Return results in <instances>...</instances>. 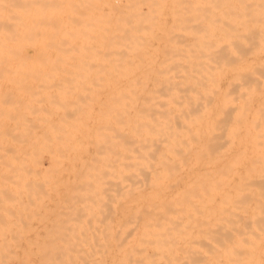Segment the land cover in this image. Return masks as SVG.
<instances>
[{
	"label": "rangeland",
	"instance_id": "rangeland-1",
	"mask_svg": "<svg viewBox=\"0 0 264 264\" xmlns=\"http://www.w3.org/2000/svg\"><path fill=\"white\" fill-rule=\"evenodd\" d=\"M3 1H5V0H3ZM6 1H11V0H6ZM20 1H24V0H20ZM28 1H30V0H28ZM44 1L46 2L45 4L39 3L40 7L41 6H43V7H45V6L51 7L52 6L53 7L55 5V3H57V4L59 3V0H58V2H57V0H53V1L48 0V2L46 0H44ZM50 1L54 5L51 4ZM54 1H56V2H54ZM73 1H75V0H73ZM73 1L71 0V3L69 4L67 2V0H63V3L61 0L60 4H63L64 6H66V8L67 7L78 8L79 5H81L79 7L80 9L81 8L83 9V7H84V4L81 3L82 1L87 2L89 5L91 3L90 8H92V6L95 4V6H93V7H95V9H98V7L103 6L102 3L105 6V7L103 6V9H107L106 6H108V5L106 3L108 1H109L108 2L109 6L113 5V2H116V1H117L116 3L118 4V0H114V1L112 0L113 2H111V0H105L106 1L105 3H104V0H94V2L99 1L100 3L98 2V4H100V5L94 3L93 0H90V1H92L94 4L92 2H90L89 0H76L77 3H79L78 5H77V3H74ZM261 2H263V1H261ZM0 3H3V2L0 0ZM47 3H50L49 6H47L48 5ZM65 4H69L70 6H67ZM32 5L33 4H29L28 6H32ZM63 5H60V7H58V8L64 7ZM0 6H14V5H12V4H10V5L0 4ZM25 6H27V5H25ZM34 6L36 7L35 4H34ZM114 6H116V5H114ZM86 7L88 8V5ZM164 17L165 18L168 17V20H170V17L168 15H165ZM169 24H171V22H169ZM256 24H259V23L257 21L255 23L252 21H249L247 23V25L238 24L237 27L240 29L239 31L243 36H241L239 38V40H238L239 43L237 42L236 44H232L228 49L224 48L226 46V43L219 44V47L221 46V47H223L221 49L225 50L223 60L217 63V64H219L218 65V73L219 74L217 75L218 85H216L215 82L213 84L214 87H216V88L218 87L219 91L217 92V91L209 90V93H208L207 98H206V99L210 100L209 109L206 110L204 108L205 98H203L201 101L202 104L196 105L194 107L193 106L190 107L189 111L187 113H185L184 119L186 122L185 124L187 126L182 127L180 125V123L178 122L180 120V118L176 117V121L178 122L177 127L179 128V131H181L182 129H185V131H187V130L191 131V133L189 135H187L185 138H183V142L178 145L179 149L183 148V151H185V153H187L189 155V157L187 159V162H189V163H186L184 165L185 169H188L190 166H192L193 161L195 160L196 154L203 149V147L206 145V143L215 139V141H218V143L220 145H222L219 148V150L223 151V154H225V153L227 154L226 155L227 157L226 156L221 157L222 160L220 162H222V163L220 164V166L223 165L224 169H226L227 171L228 170L230 171L229 176L233 175V174H235V175L229 177V179L231 178V182L229 179H228V181L224 180V182L220 181L221 184L219 183V181L218 182L216 181L213 183H209V184H211V186L209 185V187H208V185H207V187H208V189L209 188L211 189L210 190L211 192H214L213 189L217 190L219 188L218 189L219 191H220V189H222L224 191L226 188L227 190H231L230 191L231 193L227 190L224 191L225 192L224 193V192H221L222 191L221 190L220 191L221 193L218 192L220 195L217 193V200L216 199L213 200V199H211L213 196L209 198V196H210L209 193H211V192L208 189H205L206 192H204L202 194L203 198L197 197V196H199V197L202 196L200 194L197 195V192L202 193L204 191V188H206V183L205 184L203 183L205 187L203 185H200V186L204 187L202 189V187H198V185H195L196 187L191 185V182L189 180H188L189 183H188V181L186 183L182 182L183 188H185V186L190 184L189 187L187 186L189 188L188 190H187V188L186 189H182V187L180 188L183 190V192H182V190H180L178 192L176 189V188L180 187V185L182 186L181 182H178L177 184L176 183L170 184L171 186L174 184L173 188L171 187L172 190H170L171 188H168L169 187L168 184L165 185V187L163 186L164 190L168 188L167 191L169 193H167V191L165 190L166 191L165 194L167 193L168 198H170V199L174 198L173 200H176L175 198H177L176 203H175V201L173 202V200H171V202H169V203H172V202L174 203V204L170 205V208L172 206L175 207L176 205H178V203H179V205L182 204L181 207L188 205L187 207L185 206L184 209L185 208H187V209L192 208L193 206H195V205H193L194 203L197 204L196 200L194 201V198L195 199L198 198L199 200H197V201L199 202L201 200V203H198L197 205H200V204L202 205L203 203H205V205L203 204L205 208H203V206H200L202 208V210L204 209V211H200L199 209H201V208L199 206H198L199 208H197V206H195V208H197L196 210H198L197 212L195 210L196 216H197V213L199 214V211L201 213H203V214H199V215L203 216L207 207H208L206 210L207 212L209 211V213H210V210H212L215 213L216 209H219V208H216L215 206L218 204L220 205V204L224 203L223 204L224 206L221 205L223 207V208L221 207L223 212L221 210V211H218L217 214L219 213L218 214V216H219L220 212H221V213H223L221 215L222 216L225 215L224 217H226L228 215V214L226 215V213H229V215L227 216L228 218L226 217L227 218L226 219V218H223L222 216H221V218H219L217 216L214 217V214H213V217H212L214 219L213 226L218 223L217 226H214V227L211 225V223H209V221L212 222L213 219L210 218V220H207L209 225H211V227H209V228L211 230L214 229V231H215L214 233L212 232L213 234H211V235H208V233H207V238H209V239L212 238L211 240L213 242L215 241L214 244L210 245L212 243L211 240H209V243L211 242L209 244L208 241L204 240L205 237H203V239H201L203 236L202 234H204V236H205L206 235L205 233L208 232V230L210 231L209 234L211 233V230L209 228L206 227V229H208L206 231V229H202V227H201L203 225L208 226V224L206 222V215L203 216L205 218V220H203L204 219L203 217L201 218L200 216H198L201 218V220H200V218H198V217H197L198 219L194 218V216H195L193 214L194 212L192 213V211H190L194 207L192 209H189L190 213H192L194 216L191 215L189 213V211H187V209H185L187 211V213H186L187 216L191 215L190 216L191 219L193 216V219L195 221L197 219L198 221H196V223H197L196 224L193 219H192V221L189 219L190 222H188V226H187V223H186L187 221H185V218H186V220H188V217L185 214H182V215L179 214V217H178L179 223H183L185 221V223H186L185 230H188L187 227H189V231L188 232L186 231L187 232L186 233L184 230L185 234H183L182 232L184 229V225H182L183 226L182 227L183 229H182L181 225L179 224L180 225L179 228L182 229V232L180 230V233H182L184 236H187V234L190 233V235H192L191 237H193L194 234L195 235L197 234L196 236H198V233H199L200 236H198V237L194 236V237H196V240L194 238L191 239L188 235V238H189L188 240H190V239L193 240V243L195 245H193L191 240L189 241L190 243L186 242V241H188V240H186V237H183L182 239L181 238L178 239L177 238L178 236H176L177 239L176 238L174 239V236H173V238H171L172 240L170 241L171 243H173V245L170 244V247L173 246V247H171V250L173 248H175L174 247L175 242H176V240H179L180 242L178 241V244H180V245L178 246L176 244V246H178L180 248V249H178V247H177L178 251H176L175 249H173L172 251L171 250L170 251H163V250L145 251L147 253H157V254L150 255V256H142V257L136 256L135 258L134 257L125 258V257H121L119 255L116 256V254H119V253L121 255V252H120L121 248H122L121 246H123L122 244H123V241L125 240L124 237L126 236V234L128 232H130V229L133 230V229L139 227L141 217L139 218L138 216L141 215L143 217V216L147 215L146 214L147 211H145V213H144V210L147 208L146 207L143 208L144 207L143 202L145 200L142 199V201H141V199L139 200V199L133 197V196L137 197L139 195V193H138L139 190H136V189L138 188L139 185L141 186V183H145L144 181L147 182V180H145L146 178L144 176H142V179L144 177L143 182H142L141 178H140V180H136L137 183H135L136 181H134V183H135L134 185H137V186H136V188L130 187V190L132 188L133 189L135 188V189L134 190L132 189V191L128 192V193L126 192V190H123V187L120 186L121 180H119V178L122 179V177L119 175L118 171H120V170H118V168H120V167H117V166H119V165H117V163H118V158H121V157H118V155L119 156H121V155L117 154V156H116V153H119V151L122 150V146H123L122 144H123V141L125 138V134H124L125 131L123 132V129H125L126 126L124 124H123L124 128L121 126L122 125L121 123H124L123 118H119L121 115L119 114V111L115 110V109L119 108L117 103H118L119 99L121 98V97L117 96V94L120 92H118V93L116 92L117 90L121 91V87H122L121 85H123V83H122L123 80H121V81L119 80L120 83L117 80V78L120 79L121 75H118L120 77H118L117 75H113L115 73L117 74V72H112L113 74L111 75V73H109L110 72L109 70L108 71L105 70L104 73H106L107 76L105 74V75H102L103 77H101V75H100V74H102V72H100L101 70H92V71H95L93 73H91L92 71H90V70H89L90 73H87L88 70H85L84 71L85 73L81 70L82 71V73H81V71H79L77 69L80 73H75V72H77V70H75V69L72 70L73 68L67 69L69 71L72 70L73 73H71V71H70V73H67V72L65 73V72H62L64 70H62V71L59 70L58 71L59 74H57L56 73L57 70L53 69L56 74L54 72H52L53 74H50L51 70H48L50 68H48V69L47 68L46 69L40 68L43 70L45 69L47 72H50V73L48 74L46 71L44 72V71L38 70V69L37 70L35 69L36 70L35 74H33L34 69H31L32 73L30 70L25 71L27 74H25L24 71H21V73H15V72L13 73L12 71L10 72V70H12V69H10L9 71L8 70H6V72L4 71V73H5L4 74L3 70L0 69V79H1L0 80V98H1L0 104H2V105H0V111H1V109L3 110L0 112V120H1L0 121V124H1L0 125V142H1L0 143L1 144L0 145V179H2V180H0V183H1V185H0V210H1L0 211V217L2 218V219L0 218L1 219L0 222L2 220L6 221V222L2 221L0 223V229H1V226H3L1 229L2 232L0 230V234L2 233V235H3V236L0 235V237L2 236L0 238V242L2 240L3 241L5 240V242H6V240H7V242L11 243L10 244V243L6 242L4 244V242H1L0 244L3 243L2 244L3 247L0 245V247H1L0 251H3L6 248L5 251L3 252V253H6L8 251V249L10 248L9 250H10V254H11L12 253L11 247L13 248V250L16 249L15 250L16 252H18V250H19V253H17L19 260L17 259V256H16L17 254H15L14 251H13V254L15 255V257H10V260H9V256H12L13 254L6 255L8 252L6 254L2 253V255H6V257L2 256V258L8 259V260H4L5 263L19 264V263H21L22 256L24 255L23 259L24 258H25V260H26V258L28 259L27 264H42V263H40V261L43 260L46 256H49L51 251H53V250L56 251L57 247L59 248L60 246H62V247H60L61 250L64 249L67 251L68 248L70 249L72 247V243H73V247L71 249L72 250L74 248L76 249V246H77L76 250H78V252H79V253L76 252L77 254H80L81 252L84 253V251L86 252L87 251L86 249L88 247V251H90V253H91V250L93 248L92 252L93 251L94 252H93V254L91 253L90 255H92V256L95 255V256H93V258H92V256H91V258H89L90 255L87 254L88 252L84 253L83 254L84 256H85V254L88 256V258L86 260H84L86 257L81 256V254H82L81 253L79 256L82 259L79 260L80 257L77 254H75V250H73L74 253L71 250V252L73 254V262H72V256L71 255L67 256L68 255L67 253H71V252H69L70 250H68V252L65 253V256L67 257V259H66L64 254H63L64 250L62 253V251L60 249H58L59 251H57V252L61 251L63 256L61 255V253L60 254L57 253V255H56L57 258L55 257L57 259V261H55V264H59L58 263L59 259H60L59 262H62V264H65L64 263L65 261L63 258H65L67 263H69L71 261L72 264H75V262L77 264V261H78V264H80V262H82V260H83V262H82L83 264H90L92 262H93V264H171V260L172 261L175 260L176 264L178 263V261H179L178 264H197V263H199V264H239L241 261H242L241 264H245L247 261L249 262V264H261V263L264 264L262 262V257L264 256V247H263L264 244L263 245L261 244V242L264 243V238H263L264 236L261 238V235H260L261 233H264V229H263L264 227H262V225H260V223H257V226L260 225L261 226L260 228L263 229V230L260 229L263 232H261L258 227H257L258 228L257 230L254 229L256 231V233L258 231H260V234H259L260 236H257L258 234L254 233L255 231H251L252 227H251V229L249 228L250 226L254 225L255 222L252 221L253 224L250 222V225L248 223L249 221H251L250 219H252L253 217L255 218V216L260 214V212L262 210L260 211L259 207L263 206V208H264V200L262 199L263 198L262 194H264V191H263L264 190V181H260V182L255 181L254 183L250 182L251 187L248 183H246V181H245L246 179H242L239 182V179H241L242 176L246 175L245 172H247V168L252 167V166L264 167V164L262 163L264 161V158H262V154L260 156V153L255 152L257 155H254L255 153L252 150H250L251 145H250V142L248 140V136L246 135V134H249V133H246V129H248L249 132L251 133V134H249V136H253L255 138L257 136L259 127L261 126V124L264 123V104L261 103L263 101L260 100L261 98L264 97V35H260V37L258 36L259 32H258V27ZM261 27H263V26H261ZM250 29L254 30V33H248L247 30L249 31ZM157 41L158 40L154 38V40L152 39L151 42L152 43L154 42V44H155V43H157ZM156 46H157V44H156ZM155 56H156V54H155ZM157 56H158V58L161 57L160 54ZM29 71L31 74L28 73ZM17 72H20V71L17 70ZM22 72H24V74H22ZM38 72H40V73H38ZM94 73H97V74H94ZM114 76H117L116 79ZM4 77H6V78H4ZM17 77H21L19 81H18ZM24 77L27 80L24 79L25 80L24 81L23 80ZM37 77L38 78L41 77V80H40V78L38 80ZM97 77H98V81L100 80L101 82L100 81L98 82L97 80H95V78H97ZM105 77H107L106 78L107 80L109 78H111V79L114 78L115 82L117 80L118 83H116V84H118V86L115 84L113 85V83H115L114 81H112L113 79L111 80V82H113V83L109 82L108 84H111V85L108 86V84H107L108 81H106V79L102 80V78H105ZM44 78H46V80ZM12 79H14V80L17 79V80L12 81ZM21 80H22V82H21ZM105 81H106L107 85L103 84V83H105ZM109 81H110V79H109ZM150 83H151V81L149 82V84ZM25 86L28 87L29 92L27 91L28 89ZM30 86H31V88H30ZM119 86H121V87H119ZM107 87H109V88H107ZM113 87H115V88L117 87V89L113 90ZM107 91H108L109 95H110V91H112L111 92L112 96L115 94L114 92H116V94L113 97L110 95V97H111L110 98ZM30 92L32 94H30ZM3 93H4V95H3ZM112 93H114V94H112ZM107 95H108V97H107ZM23 96H24V98H23ZM116 96L119 99H117ZM120 96H121V93H120ZM19 97H21L23 100ZM229 97H232L235 101V102L234 101L233 102L236 103V105H238L237 110H235L234 112H229L228 110H226V109H229V107L226 109L224 108L225 107L224 104H225L227 98H229ZM13 100H16L17 102L20 101L19 105L17 106L16 104H14L15 101L13 102ZM35 100H36V102L39 100L38 102H40L41 104L36 103ZM245 100L248 101L247 104H245V102H246ZM259 100H260V103H259ZM9 101H10V103H8ZM24 101L27 103H25ZM30 101L33 103H31ZM21 102H22V105H24V106L21 105ZM29 102L31 103V105ZM113 102L114 103L116 102L115 104L118 108L116 106H113V105H115V104H113ZM13 104H14V107L11 106ZM37 104H38V106H37ZM109 104L111 105V107H109L110 106ZM118 104H121V101H119ZM243 104H245V105H243ZM39 105H41V106H39ZM16 106L17 107L20 106V107L17 108ZM119 106L121 107V105H119ZM26 107H28V108H26ZM113 110L116 112H114ZM2 112H4V113H2ZM113 112L117 113L118 117L116 116L117 114H114ZM8 113H9V116H8ZM204 113H209V117L207 119H205L204 121H202L201 116H203ZM113 116H114V118H113ZM8 117H10L11 119ZM115 117H117L118 119H116ZM6 118H7V120H6ZM2 120H3V122H2ZM8 120H10V121H8ZM111 120H112L113 124L111 123ZM117 120H120L121 123ZM180 121H182L184 123L183 119H181ZM10 123H13V125ZM116 123H119L120 124L119 127L123 128V129H121V133H120V131H117V129L119 127H117ZM109 124H110V126H109ZM231 124H233V126L236 128V134H235L236 138H235L233 143H231L227 139V135H226L227 131L225 130L227 128V126H229ZM111 126H112V130H111ZM114 127L116 130L114 129ZM1 128H4V129H1ZM117 132L119 133V136H118ZM10 133H11V135H10ZM115 133L117 135H114ZM216 133H217V138H216ZM112 134H113V136H112ZM117 137L120 139L119 140L116 139ZM261 139H262L261 137L257 138L258 141ZM116 140L119 142H120V140H122V142H120L122 146L120 145V143H119V145H120L119 146ZM3 142L5 143V145L3 144ZM111 145H113V146H111ZM116 145H118L117 146L118 150L120 147L119 151L116 149V147H115ZM246 146L249 149L248 152L243 151V150H245L244 148ZM4 147H7V148L5 149ZM113 147H115V148H113ZM5 151L7 154L5 153ZM108 151H111L112 153L108 152ZM115 151H117V152H115ZM246 153H248V154H246ZM121 154H122V152H121ZM5 155H10L12 157L11 158L12 159L11 164L9 162L10 157L8 156V158H7V156L5 157ZM3 157L6 158V161H5V158H3ZM205 157H206L207 161H206V163H202V165H204V167H205V165L211 166L210 165L211 163H209V161L212 158H210L209 156H208L209 157L208 158L207 153L203 158L205 159ZM254 157H255V160L258 159L257 163L254 160ZM111 159H112V161H111ZM204 159H203V162L206 160V159L205 160ZM223 159H225V161ZM8 162L10 165L7 164ZM225 162H227V165ZM4 163H5V165H4ZM114 163H116V164H114ZM114 165H116V166L114 167ZM233 165H235V166H233ZM234 167L236 168V170ZM232 168H234V169H232ZM231 171L233 173H231ZM237 171H238V174L240 173V175H237V173H236ZM189 173H191V172H189ZM241 173H243V174H241ZM234 176H235V179L233 178ZM3 177L6 179H4ZM114 177L117 178V180L114 179ZM243 178H245V177H243ZM3 179L5 180V182ZM233 179H234V181H232ZM236 179L238 180V182H236L237 181ZM2 181L5 184H3ZM234 182L241 184L240 187L242 186V188H241L242 192L240 191V193L237 194V192H239L240 187L238 185H233L232 183H234ZM247 182H249V181H247ZM214 183H217V185L220 184V186L216 187V184H215V188H214V186H213ZM223 183H225V184H223ZM258 183L263 185V187L258 185ZM229 184L230 185L232 184L233 186L231 185V187H230ZM246 184L251 188V190L253 189L254 185H255V187L259 186L257 188L254 187L255 188V189H253L254 191L252 190L253 195H255V197L248 193L251 190H249L250 188L249 189L247 188L248 186ZM134 185L132 183V186H134ZM143 185L144 184H142V187L140 188V190H142V188H143V190L146 188L149 189V186L147 185V183H145V185H144L147 187L144 188ZM243 185L247 186L245 191H244L245 187ZM191 186L193 187L192 191H193V194L195 195L194 197H193L192 191H189L192 189V188L190 189ZM222 186L224 189L222 188ZM197 187H198V189L201 188L203 191L195 189ZM234 187L235 188L237 187L236 190L238 188L239 189L236 191ZM118 188H120V189H118ZM174 188H175V190H174ZM258 188H261V189L258 190ZM121 189L123 190V192ZM194 189L196 191L197 190L198 191L194 192ZM185 190H186V193L184 192ZM233 190H234V193H233ZM260 190H262V191L260 192ZM172 191L173 192L176 191L175 193H173L174 195L172 194ZM246 191H248V192L246 193ZM256 191H257L258 195L256 194ZM132 192H133V194H131ZM190 192L192 195L190 194ZM216 192L211 193V195L215 194ZM226 192H227V194H226ZM228 192L231 194V196ZM258 192L262 193V194L260 195ZM124 193H127V194H124ZM176 193H177V196L180 195V197H181V195H183L181 197V198H183V199H181V202L178 201L180 199V198H178L179 196L178 197L175 196ZM223 193L225 194V196H223ZM232 193H233V196H232ZM243 193L244 194L246 193L247 196L244 198L238 199V198H240V195ZM134 194H136V195H134ZM168 194H169V196H168ZM171 194H172V196H171ZM188 194L190 196H192V197H189L190 199L192 198V201L188 197L185 198L186 196H188ZM221 194H222L223 198H222ZM228 194H229V197L227 196ZM234 194H236L235 195L236 197H234ZM127 195L131 197V198L128 197V198H130L129 200L134 198V200H138V201H134L132 199L133 201L128 202ZM204 195L206 198L208 196L209 201H207V199H206V201H204L205 200ZM249 195L251 197H249ZM219 197L221 198L220 199L221 201L219 200ZM230 197H231L232 201L234 200V198L236 201H239V203H238L234 200L235 204H237L238 207L237 206H233V207H235V209L237 211H239V210L243 211L242 209H244V211L242 213H241V211L239 212L240 214L237 213L236 210L233 211L234 208L232 207V205L234 204V202L231 203V200L229 199ZM232 197H234V198L232 199ZM241 197H243V196L241 195ZM213 198H216V195ZM258 198H259V200H258ZM170 199H169V201H170ZM185 199H187L186 200V202H188L187 204L186 203L184 204ZM227 199L230 201V202L228 201L230 203V208L224 209V207H229V203L226 202ZM4 200H6L7 203ZM212 200H213V203H215V205L214 204L210 205L211 206L210 207L209 203L211 202V204H212ZM215 200L217 201V204H216ZM218 200L222 203H220ZM243 200H245V201H243ZM252 200H254V201H252ZM262 200H263V203H262ZM2 201L6 204H2L3 203ZM8 201H10V202H8ZM122 201L128 205H126ZM193 201H194V203H193ZM202 201H204V202H202ZM259 201H261L260 203L263 205L261 206L260 204H258L259 205L257 207L259 209L258 213L256 212L257 208H255V209L252 208V210L247 209L250 207L249 203H250V205L255 206L257 204L256 202L259 203ZM137 202L141 203L142 207L139 208ZM129 203L135 204V205H133V206H135V208L132 205H130ZM240 203L241 204H243V203L247 204L248 203V205L247 206L243 205L244 207L242 206L243 207L242 208V207H240L241 206ZM183 204H184V206H183ZM2 205H4L5 208H3ZM191 205H192V207H191ZM206 205H207V207H206ZM125 206H126V209L124 208ZM128 206L130 208L129 211H131V210H133L134 212L137 211L136 212L137 214L141 211L140 209H144V210H142V212H140L141 214L139 213L138 216H136L137 215L136 213L133 214L132 211H131L132 213L128 212V209H127ZM130 206H132L133 209H131L132 207H130ZM136 206L139 208V212L136 209L137 208ZM145 206H146V204H145ZM231 207L233 208L232 210H230ZM178 208H180V207L171 208L170 209L171 214L174 213V215L178 216V213H177L179 210ZM214 208H216V209H214ZM263 208H261V209H263ZM123 209H124V211H123ZM208 209H210V210H208ZM227 209L230 212H228ZM175 210H176V212H175ZM180 210H179L180 213H185V211L182 212L183 211L182 208ZM245 210H247V211H245ZM254 210L257 213V215L254 212ZM232 211L237 214V217H239V215L241 216V218H238L241 220L240 221L241 223L246 221L249 226L245 225V222L242 223L241 225L239 223H237V222H239V220H236L237 217L234 216L236 214L233 213V215H231ZM248 211H249V213L251 211L253 213H255V216H253L251 218V216H252L251 215L252 212H251V214H249L250 215V217H249ZM245 212H247V213H245ZM209 213H207L208 214L207 219H209L210 214L212 212L210 214ZM262 213H263V211H262ZM126 214L128 216L130 215V217H132L131 221L127 220V219H129V217L127 218ZM242 214L244 216L246 214L247 215L245 216V218H243L244 216ZM133 215H135L136 218H133L134 217ZM174 215H172V216H174ZM180 215H181V217H180ZM183 215H185L184 218H183ZM261 215H264V214H260V216ZM123 216H125L126 218ZM172 216L170 215L171 218H174V217L177 218V216H174V217H172ZM211 216H212V214H211ZM231 216L232 217L234 216V218L235 217L236 218L233 219ZM260 216H259V218H258V216L256 217V218H258L256 222H258V221L262 222L263 221V223H264V219L261 220V218H263L264 216H261V217ZM171 218H170V221H173V222L175 221V223H177L176 221L178 219L175 220L176 219L175 218L173 220ZM180 218H182L183 222L180 220ZM215 218H217V220L219 218V220L216 221ZM256 218H255V220H256ZM10 219H12V220H10ZM61 219H65V220L61 221ZM125 219L128 221L127 224L129 226H130V222H132V221H134L132 223H135L137 226L135 224H132V223L131 224L133 226H130L132 228H129L127 224L125 226L120 225V224L126 223V221L123 222ZM221 219L224 221L223 222L224 224L227 222V221L225 222V220L231 219L233 221L230 222L228 220L229 225L231 223H233L234 225H237V226L239 225V226L238 227L235 226L236 228H234V231L232 228H230L232 231H229L228 230L229 227L225 228V226H229L227 223L225 225L223 223H221L222 221L219 223V221ZM75 220H78V221H75ZM138 220H139V224L137 222ZM234 220H236V221H234ZM173 222L172 223L170 222L171 225L173 224L172 225L173 230H171V231H175L174 230V224L175 223H173ZM191 222H192V224H191ZM201 222L204 224H201V226H199L200 224H198V223H201ZM235 222L237 224H235ZM7 223H9V224H7ZM61 223L67 225V226L64 225L67 228L66 231H63L65 228H59L60 230L57 228L58 226L64 227L63 225H61ZM68 223H69V225H68ZM110 223H111V225H110ZM185 223H183V224H185ZM193 223H195V225H194L195 228L197 225V228L199 226L200 229H202V230L198 231L197 228L195 229L194 227H192ZM1 224H3V225H1ZM22 224L24 227H21ZM205 224H207V225H205ZM220 224H223L224 227L221 228L222 226ZM233 224H231V225H233ZM86 225H87V227H86ZM107 225H108V227H107ZM242 225H245V227L247 226L250 230V231L248 230V232L249 233L252 232L254 234H252V236H251V233H250V236H249L248 232L246 231L247 229H245L244 226H242ZM9 226H11V227L9 228ZM49 226H50V228H49ZM78 226L80 227V229ZM82 226H83V228L84 227L85 228L83 229ZM88 226H89V228H88ZM134 226H135V228H133ZM218 226L221 229H218L219 228ZM240 226H242L241 227V230H242L241 235H243L242 237L244 239L246 238L248 240L247 243L245 242L246 240L244 241L242 239V237L241 238L239 237L240 235L238 232L241 231ZM255 226H256V224H255ZM70 227L75 228V229L70 231V230H68ZM122 227H125V228L127 227L129 229H125L126 231L123 229V232H122ZM232 227H234V226H232ZM11 228L12 229L14 228V229L12 230ZM175 228H177V227H175ZM190 228H193L194 230H192V229L191 230H192V232L194 231L195 233L193 232V234H192L190 232ZM203 228H205V227H203ZM242 228L245 229V231ZM115 229L119 232H116ZM224 229H225V232H223ZM23 230H25V231H23ZM3 231H4V233H3ZM50 231H51V234H50ZM57 231H59V233H56ZM176 231H177V229H176ZM176 231L171 232V234L173 235L175 233L176 235H179L178 233H176ZM202 231H204L205 233ZM219 231H220V233H219ZM227 231H229V232H227ZM243 231L247 233V234H245L246 236H244ZM17 232H18V234H17ZM47 232H48V234H47ZM60 232H62V233H60ZM63 232L65 235L63 234ZM81 232H82V234H81ZM108 232H110V234ZM233 232L235 235L234 238L235 237H236V239L238 238L237 239L238 243L244 242V243L248 244V242L251 239L253 240L255 237H257V239L261 238V241H260V239L257 240L256 238L254 240L259 242L261 245L258 244L257 242L255 243L253 241L254 242L253 243L252 241H250V243L255 248V250H254L253 248L249 247L250 245L245 246V245H242L244 243H242V244L240 243L239 245H242V247L245 246L244 248L240 247V248H242V250H240V248H238L239 245L237 247H235L238 243H236L235 245L231 244L232 241L230 240V237H231V239H233L234 243L236 240V239L234 240V238H233V234H232ZM235 232L237 233L238 237L236 236ZM12 233H13V235H12ZM84 233H85V235H84ZM222 233H224V235H225V233H227L226 236L228 235V233H229V235L232 234V235H230V237H228L229 235L227 236V238L229 240H228V242L227 241L226 242L230 243V244L226 245L227 247L233 246V247H235V249L238 248L242 252L240 253V251L235 250L233 247L232 248L235 250V252H233L232 248L230 250H232L233 253L229 252V251H225L227 249V247L225 246L226 249H224L222 247H224V245L227 244L224 241V240H226V236H224ZM19 234H21V235L18 236ZM40 234H42V235H40ZM182 234H181V237H182ZM255 234H256V236H255ZM14 235L16 237H14ZM71 235H73V236H71ZM89 235H91V236H89ZM97 235H98V237H96ZM109 235H111V236H109ZM119 235H121L120 238L118 237ZM217 235H218V237H215ZM247 235L249 236V239L247 238ZM262 235H264V234H262ZM42 236H44V237H42ZM56 236L59 237L57 240H56ZM68 236H69V241L67 238ZM80 236H82V238ZM209 236H211V238ZM219 236H222V237L220 238ZM109 237H110V239H109ZM116 237H117V240L118 239L119 240L124 239V240L118 242L115 239ZM199 237H200V239L197 240V238H199ZM251 237H253V238H251ZM11 238H13V239H11ZM36 238H38V240H35ZM47 238L50 239L49 242H47L48 241ZM53 238H55V239L53 240ZM63 238H65L66 240ZM101 238L104 240H102ZM207 238H205V239L207 240ZM223 238H224V240H223ZM239 238L242 240L239 241L240 240ZM30 239H32V240H30ZM75 239H77L78 243H77V241H75ZM81 239H83L86 242L82 241ZM220 239H222V240L220 241ZM16 240L19 244L17 242H15ZM87 240H89V243ZM216 240H218L219 242H217ZM50 241H51V243H50ZM67 241L68 242L73 241V242L68 243ZM172 241H174V242H172ZM196 241H199V242L196 243ZM203 241L207 244V246ZM222 241H223L224 245L221 243ZM42 242L43 243L45 242L44 243L45 248H44ZM53 242H56V244ZM102 242H104V243H102ZM116 242H118L119 244ZM181 242H182V245L186 244L184 246L189 248V249H186V250H188L187 252L185 251V249L184 250L182 249L185 247L181 245ZM29 243H31V244H29ZM79 243H81V244H79ZM200 243H202L203 245H201ZM216 243L217 244L220 243L221 245L220 244L216 245L217 247L220 246V247H218V249L215 248L216 246H214V249H216V250L212 249L213 250L212 251L210 249V246L213 248V245H215ZM7 244H9L10 247L7 246ZM36 244H37V246H36ZM51 244L54 247H52ZM98 244H99V246H98ZM189 244L190 245L192 244V246H194V247H196L197 244L200 245L201 246L200 250L203 247L202 249L205 250V251L202 250V252H204L203 255H202V252L200 253L198 251V254L199 255L201 254L198 257L196 255L197 250H195L196 251L195 252L194 249H191L192 247ZM256 244H258L261 247V249ZM5 245H6V247H5ZM82 245H84V246H82ZM96 245H97V247H96ZM18 246H19V248L17 249ZM22 246L24 247V252L26 254L28 252V254H27L28 257H26V254L22 251V249H23ZM80 246H82L85 250L83 248H81ZM47 247H49V248H47ZM50 247H52L53 249ZM55 247H56V249H54ZM95 247L97 248V250ZM247 247L251 248L252 251L249 248L248 249L251 252L249 250H247ZM2 248H4V249H2ZM40 248L42 250H39ZM46 248L48 250H51V251H48ZM98 248L100 249V251ZM117 248L118 249L120 248L119 249L120 251H118ZM220 248L222 249V251L221 250L219 251ZM25 249H28L30 251H28V250L25 251ZM81 249H82V251H81ZM102 249L104 251L103 253H102ZM115 249H117V250H115ZM196 249H199V246L196 247ZM223 249L225 252L223 251ZM243 249H245V251H243ZM258 249H260V250H258ZM32 250L33 251L35 250V251L31 252ZM246 250L249 251L250 253H253V251H254V253L249 254V252H247ZM257 250L259 252L263 251V252H261L262 255ZM40 251L41 252L44 251L43 255H45V257L42 254L38 253ZM45 251H48V252L46 253ZM183 251H185V253H187V254H184L186 256L183 255ZM191 251L193 252L192 255H191ZM210 251H211V253H210ZM123 252H125V251H123ZM208 252L210 253V255ZM213 252H215V253H213ZM245 252H247V253H245ZM21 253H23V255ZM95 253H97V254H95ZM113 253H114V255H113ZM173 253H176V254L181 253V254H177V255L180 258L182 255L183 261L179 260L178 256L175 257L176 254L174 255ZM217 253H218V255H217ZM223 253H228L229 257L226 256L227 254L223 255ZM231 253L236 254L235 255L236 257L234 255L232 256L233 258L230 257ZM52 254H50V256H52ZM204 254H207L209 256L207 257V255H204ZM212 254L215 256H213ZM219 254H221V255H219ZM244 254H248V255H245V256H247L246 258L248 260L245 258L247 261L244 260V257H245V256L243 257ZM19 255H22V256L19 257ZM59 255L61 258L63 257L62 258L63 260L61 258H59ZM74 255L77 256L75 259H74ZM187 255L189 257H187ZM193 255H195V257ZM54 256H55V254H53L52 257H54ZM40 257H42V258H40ZM68 257H71V260L69 258L70 261L68 260ZM234 257H235V259H234ZM242 257H243V259H241ZM256 257H257V259H256ZM0 258H1V256H0ZM114 258H116V259H114ZM229 258H230V260H229ZM250 258L252 259V261ZM47 259H48V257L45 258V260L41 261V262H43V264H44V263H46L45 261H47ZM90 259H92V260H90ZM198 259H199V261H198ZM263 259H264V257H263ZM53 260H55V259H53ZM74 260H76V261H74ZM95 260H96V262H95ZM243 260L245 263H243ZM84 261H85V263H84ZM97 261H99V262H97ZM259 261H260V263H259ZM15 262H17V263H15ZM23 262H24V260H22V263ZM24 263L26 264V262H24ZM46 264H48V263H46Z\"/></svg>",
	"mask_w": 264,
	"mask_h": 264
},
{
	"label": "bare ground",
	"instance_id": "bare-ground-1",
	"mask_svg": "<svg viewBox=\"0 0 264 264\" xmlns=\"http://www.w3.org/2000/svg\"><path fill=\"white\" fill-rule=\"evenodd\" d=\"M1 1L3 3H0V4H4V5L12 4V5H14V6H0V69L3 70V73H4V71L6 72V70L9 71L10 69H12V70H10V72L12 71L13 73L14 72L15 73H21V71L25 72V71H28V70L31 71V69H34L33 74H35L37 69L38 70H42V71L45 72L46 68L47 69L50 68L48 70H51L50 71L51 73L46 71L48 74L49 73L53 74L52 73V72H54L53 69L57 70L56 71L57 74H59V72H58L59 70H61V71L64 70L62 72H65V73L66 72L70 73V71H71V73H73L72 70H74V69L75 70L78 69L79 71L82 70L83 72L85 70H88L87 73H90L89 70L90 71H92V70H101L100 72H102V74H100V75H101V77H103L102 75L106 74V73H104V71L105 70L106 71L109 70L110 71L109 73H111V75L113 74L112 72H117V74L115 73L113 75H117V76L121 75V77H122L121 78L120 76H118V77H120V79L117 78L119 83H120L121 80H123V82H122L123 85H121L122 87L119 86V87H121V91L120 90L116 91L117 93L118 92L121 93V96H120V93H118L119 95L117 94V96L121 97L120 98L121 100L119 98H117V96H116V98L119 99V101H121V104H118L119 101L117 103V105H118V107L120 109L116 106V104H115L116 102L115 103L113 102V104H115L113 106H116L118 108V109H115V110H118L119 114L122 116V117L120 116L119 118H123L124 123H121L120 120H117V121H119L122 124L121 125L122 127H123V124L126 126V128H125L126 130H125V129H123L124 127L123 128L119 127V125H120L119 123H116L117 127L120 128V129L118 128L117 131H120V133H121V129H123V132L125 131L124 132L125 138H124V141H123V144H122L123 146L120 143V142H122V140H120V142L116 140L118 145L120 143V145L122 146V150H120V147H119V150H120L119 151L117 149L118 145L115 146L116 149L119 151V153H116V156H117V154L121 155V156L118 155V157H121V158L117 157L118 158V163H119V164L117 163V165H119L117 167L121 168V169L118 168V170H120L118 172H119V175L122 177V179L119 178V180H121L120 186L123 187V190H126L127 193L131 192L133 188L130 190V187H135L136 188L137 185H134L135 183H137L136 180H140V178L142 179V176H144L146 178L145 180H147V182L146 181H144V182L147 183V185L149 186L150 190L147 189V188L144 189V190L142 188V190H140V188L142 187V184L145 185V183H141V186L138 184L140 186V187L138 186L139 189L138 188L136 189V190H139V192L137 191L139 193V195L136 192L135 193L138 195L137 197L132 195L134 198H137L139 200L141 199V201H142V199L145 200L143 202L144 203V205H143L144 207L143 208L146 207L147 209H145V210L144 209H140L141 210L140 212H142V210H144V213H145V211H147V213H146L147 215H145L143 217L141 215L138 216V214L140 213L139 212V208L142 207L141 206L142 204L137 202L139 208L136 206L137 207L136 209L138 210L139 213L137 214L136 213L137 211H135V212L133 210H131V211L133 212V214L136 213L137 214L136 216H138L139 218L141 217L140 218V225L137 228H135V226H134L133 228H135V229H133V230L130 229V232H128L126 234V236L124 237L125 240L122 238L123 237L122 236L121 238L124 241L121 240V239L117 240V237L115 238L118 242L119 241H123V244H122L123 246H121L122 247L121 251L119 250L120 248L119 249L117 248L118 251L121 252V255L118 252L119 254H116V256L119 255V256L125 257V258H130V257H134L135 258L136 256L142 257V256H150V255L157 254V253H147V252H145V251H148V250L170 251L171 247H173V246L170 247V244L173 245V243L170 242L172 240L171 238H173V236H174V239L176 238V236H178L177 237L178 239H180V238L182 239L183 237H186V240H188L189 239L188 235H189V237L191 239L194 238L196 240V237L200 236L199 233H198V236H196L197 234L196 235L194 234V236H196V237H194V236L191 237L192 235H190V233H188L187 236H184L183 234H185L186 231L187 232L189 231V227H187L188 230H185V227H186L185 225L187 223V226H188V222H190L189 219L192 221L193 216L194 215L196 216V212L198 211L196 209L199 208L200 206H203V208H205L204 207L205 203H203L204 205L203 204L202 205L201 204L197 205L198 203H201V200L199 202L197 201V200H199L198 198H201V197L203 198L202 194L204 192H206L205 189H208L209 185L211 186V184H209V183H213V182H216V181L217 182L219 181V183H220V181L224 182V180L228 181L229 177H231V176H233L235 174L229 176V172L230 171L229 170L227 171L226 169H224L223 165L220 166V164L222 163V162H220L222 160L221 157H224L227 154L226 153L223 154V151L219 150V148L222 145H220L218 143V141H215V139L212 140V141L207 142L206 145L203 147V149L196 154V157H195V160L193 161L192 166H190L188 169H185L184 165L186 163H189V162H187V159H188L189 155L187 153H185V151H183V148L179 149L178 145L183 142V138H185L187 135H189L191 133V131H188V130L185 131V129H182L181 131H179V128L177 127V123L179 122L182 127L187 126L185 124L186 122H185V119H184L185 113H187L189 111L190 107H192V106L194 107L196 105L202 104L201 101H202L203 98H205L204 108L206 110L209 109L210 100L206 99L207 95L209 93V90H213V91H217V92L219 91L218 87L216 88V87L213 86L214 82L216 83V85H218L217 75L219 74L218 73V65L219 64H217V63L223 60L224 51H225L224 49H221L223 47H221V46L219 47V44L226 43V46L224 48L228 49L232 44H236L238 42L239 38L241 36H243L240 33V31H239L240 29L237 27L238 24L247 25V23L249 21H252L254 23L257 21L259 23V24H256L257 27H258V32H259L258 36L260 37V35H264V0H118V4L116 3L117 1L113 2L114 0L113 1L111 0V2H113V5H111L112 4L111 3L110 4L111 6H109V4H108L109 1H108L106 3L108 5V6H106L107 9H103V6H104L103 3H102L103 6H100V7H98V9H95V7H93V6H95L94 3L98 4L99 1L98 2H94V0H93L94 3L89 0L90 2H92L94 4L92 6V8H90L91 3L89 5L85 1L81 2L82 4H84V7L86 9L83 6H82L83 9L82 8L80 9L79 7L81 5H79V7L77 6L78 8H75V7H71V8L67 7L66 8V6H64L63 4H60L61 0H59L58 4L55 3V5L53 3H51V1H50V3L54 5L53 7L52 6L51 7H46V6L45 7H43V6L40 7L39 3H44V4L46 3L44 0H30V1H28V0H24V1H20V0L6 1L5 0L6 2L3 1V0H1ZM46 1L48 2V0H46ZM69 1L67 0V2L70 4L71 0H69ZM75 1H73V2L77 3V1L76 2ZM261 1H263V2H261ZM54 2H56V1H54ZM57 2H58V0H57ZM105 2L106 1L104 0V3ZM50 3H47L48 4L47 6H49ZM62 3H63V0H62ZM29 4H33V5L32 6H28ZM34 4L36 5V7L34 6ZM59 4L63 5L64 7L58 8V7H60ZM69 4H65V5L70 6ZM78 4L79 3H77V5ZM25 5H27L28 7L25 6ZM85 5L86 6L88 5V8ZM98 5H100V4H98ZM114 5H116V6H114ZM165 15H168L170 17V20H168V17L165 18L164 17ZM169 22H171V24H169ZM261 26H263V27H261ZM247 32L248 33H254V30L250 29L249 31L247 30ZM154 38L158 40L157 43H155V44H154V42L153 43L151 42L152 39L154 40ZM156 44H157V46H156ZM155 54H156V56H155ZM159 54L161 56L160 58H158V56H157ZM40 68H45V69L43 70V69H40ZM67 69H72V70L69 71ZM17 70L20 71V72H17ZM78 70H77V72H75V71L74 72L75 73H80ZM30 71L28 73H30ZM82 71H81V73H82ZM24 72H22V74H24ZM93 72H95V71H92L91 73H93ZM31 73H32V71H31ZM38 73H40V72H38ZM25 74H27V73L25 72ZM94 74H97V73H94ZM106 76H107V74H106ZM117 76H114L115 79H116ZM4 78H6V77H4ZM20 78L21 77H17L18 81L20 80ZM39 78L41 80V77H39ZM39 78H38V80H39ZM106 78L107 77L102 78V80L106 79ZM17 79H15V80L12 79V81H16ZM24 79H26V78L24 77L23 80ZM44 79L46 80V78H44ZM109 79H110V81H109ZM109 79L108 80L106 79V81H108L107 84L109 82L113 83V82H111L112 79H113L112 81L115 82L114 78H112V79L109 78ZM95 80L98 81V77L95 78ZM117 80H116L115 83H113V85L115 84V85L118 86V84H116V83H118ZM106 81L103 84L107 85ZM150 81H151L152 84L151 83L149 84ZM21 82H22V80H21ZM110 85L111 84H108V86H110ZM26 88L28 89V87H26ZM30 88H31V86H30ZM107 88H109V87H107ZM114 89H117V87L116 88L113 87V90ZM27 91L29 92V89ZM111 92L112 91H110V95H111ZM116 92H114V93L116 94ZM107 93H108V91H107ZM114 93H112V94H114ZM30 94H32V93L30 92ZM3 95H4V93H3ZM108 95H109V93H108ZM108 95H107V97H108ZM110 95H109V97H110ZM19 98H21V97H19ZM23 98H24V96H23ZM16 100H13V102L15 101L14 104H16L18 106L20 101L17 102ZM260 100H262L263 102H261V103L264 104V97L261 98ZM260 100H259V103H260ZM38 101L36 102V100H35L36 103H40ZM233 101H234V99L232 97H229V98H227V100H226V102L224 104V106H225L224 108L225 109L229 107V109H226L229 112H234L238 108V105H236V103H234L235 101L234 102ZM247 102L248 101H246L245 104H247ZM8 103H10V101ZM25 103H27V102H25ZM31 103H33V102H31ZM31 103H30V105H31ZM14 104L11 105V106L14 107ZM245 104H243V105H245ZM0 105H2V104H0ZM21 105H22V102H21ZM119 105H121V107ZM22 106H24V105H22ZM37 106H38V104H37ZM39 106H41V105H39ZM19 107H17V108H19ZM109 107H111V105ZM26 108H28V107H26ZM1 111H3V110L1 109ZM4 112H2V113H4ZM114 112H116V111H114ZM114 114H117V113H114ZM8 116H9V113H8ZM116 116L118 117V114ZM117 117H115V118L118 119ZM176 117L180 118V120L183 119L184 123L182 121H180V120L177 122L176 121ZM208 117H209V113H204L203 116H201V120L204 121ZM8 118H10V117H8ZM113 118H114V116H113ZM6 120H7V118H6ZM8 121H10V120H8ZM2 122H3V120H2ZM111 123H112V120H111ZM10 124L13 125V123H10ZM110 124H109V126H110ZM1 129H4V128H1ZM114 129H115V127H114ZM111 130H112V126H111ZM225 130L227 131V134H226L227 135V139L231 143H233L235 138H236L235 137L236 128L233 126V124H231V125L227 126V128ZM246 133L251 134L248 129H246ZM249 134H246V135L248 136V140H249L250 145H251L250 146V150H252L254 153L255 152L256 153H260V156L262 154V158H264V123L261 124V126L259 127L257 136L255 138L253 136H249ZM10 135H11V133H10ZM114 135H117V134L115 133ZM112 136H113V134H112ZM118 136H119V133H118ZM258 137H261L262 139L258 141L257 140ZM216 138H217V133H216ZM116 139L119 140L120 138L117 137ZM3 144L5 145L4 142H3ZM113 145H111V146H113ZM115 147H113V148H115ZM4 148L6 149L7 147H4ZM244 149H245V150H243L244 152H248V150H249L247 146ZM108 152H111V151H108ZM115 152H117V151H115ZM121 152H122V154H121ZM5 153H6V151H5ZM206 153H207V157L209 156L212 159L209 161V163H211L210 164L211 166L205 165V167L207 166L205 168L204 165H202V163H206V161H207L206 157H205L206 160L203 158L206 155ZM256 153L254 155H257ZM246 154H248V153H246ZM6 156H7V158H8V156L10 157V159H9L10 161L9 162L11 164L12 163V161H11L12 157L10 155H5V157ZM5 157H3V158H5ZM255 157H254V160H255ZM203 159L205 160L204 162H203ZM223 160L225 161V159H223ZM257 160L258 159L255 160L256 163H257ZM5 161H6V158H5ZM111 161H112V159H111ZM9 162L7 164H9ZM225 163L227 165V162H225ZM262 163L264 164V161ZM114 164H116V163H114ZM4 165H5V163H4ZM115 166L116 165H114V167ZM233 166H235V165H233ZM234 168H232V169H234ZM235 170H236V168H235ZM232 171H231V173H233ZM238 171L236 173H237V175H240V173L238 174ZM189 172H191V173H189ZM245 173H246V175L242 176L241 179H239V182L242 179H246L245 181H246V183H248L250 185V187H251L250 182L254 183L255 181L256 182L264 181V167L252 166V167L247 168V172H245ZM241 174H243V173H241ZM144 177H143V179H144ZM243 177H245V178H243ZM233 178L235 179V176ZM4 179H6V178H4ZM114 179L117 180V178H115V177H114ZM143 179H142V182H143ZM234 179L232 181H234ZM0 180H2V179H0ZM188 180L191 182V185H193V186L198 185V187H202L200 185L204 186V184L206 183V188H204L205 186L202 187V189L204 188V191L201 188H199V189H198V187L195 188V189H198L200 191L202 190L203 191L202 193H198L197 192L198 190L196 191L194 189V192H197V195L198 194L202 195L200 197L196 195L198 198L197 197H196L197 199L194 198V201L196 200L197 204H195L194 201H193L194 204L191 202L193 205L197 206V208H195V206H193L194 207L193 208L192 205H191V207L193 209L188 207L189 209H192L190 211H192V213L194 212L193 213L194 215L192 213H190L189 209L185 208V209H187V211H189V213L191 215H193L192 219L190 218L191 215H188V216L186 215L187 211L184 209L185 206L186 207L188 206V205L184 206L185 203L186 204L188 203V202H186L187 199H185V202L183 201L184 202V204H183L184 207H181L182 204L179 205V203H178L179 206L175 204L176 205L175 207L174 206L171 207V208L180 207V208H178L179 210L181 208H182V210L184 209L182 212L185 211V213H180L179 210H178V212H177L178 216H177V215H174V213L171 214V211H170V209H171L170 205L174 204L173 203L174 201L176 203L177 202L176 201L177 198H175L176 200H173L174 198L170 199V198L167 197V193H169L167 191L168 188H171V187L173 188V185L175 183L177 184L178 182H181V184H182V182L186 183ZM229 180L231 182V178ZM134 181H136V182L134 183ZM189 181H188V183H189ZM247 181H249V182H247ZM4 182H5V180H4ZM4 182L2 181L3 184H5ZM236 182H238V180ZM132 183H133L134 186H132ZM172 183H174V184L171 186L170 184H172ZM225 183H223V184H225ZM234 183H232V184L233 185H238L239 187L241 185V184H238V183H235V184ZM167 184L169 185V187L167 189H165L167 191V193L165 194L166 191L163 189V186L165 187V185H167ZM215 184H216V187H217V186H220L221 183L218 184V185H217V183H214V185H213L214 188H215ZM0 185H1V183H0ZM207 185H208V187H207ZM231 185H230V187H231ZM246 185H243L245 187V188L243 187L244 191L246 190V187L248 186V185L247 186ZM258 185L263 187V185H261L260 183H258ZM187 186L189 187L190 184L187 185ZM187 186H185V188H183V184H182V186L180 185V187H178L179 189L178 188H176V189H177L178 192L180 190L186 189V188L188 190L189 188ZM145 187H147V186H144V188ZM181 187H182V189H180ZM250 187L248 186L247 188L249 189ZM254 187H255V185H254ZM254 187H253V189H255V188L259 187V186H256L255 188ZM172 188L170 190H172ZM222 188H223V186H222ZM236 188H235V190H236ZM241 188H242V186L240 187V189L238 188L239 192H237V194L240 193V191L242 192ZM118 189H120V188H118ZM190 189L191 190H189V191H192L193 187L191 186ZM259 189H261V188H258V190ZM123 190H122V192H123ZM174 190H175V188H174ZM208 190L210 191L211 189L209 188ZM217 190L213 189L214 192H216ZM221 190L222 189H220V191ZM226 190L227 189L225 188L224 191H226ZM249 190H251V188ZM252 190L250 192L246 191V193L248 192L250 195L255 197V195H253V191L254 190L253 191ZM262 190H260V192ZM173 191H172V194L176 192V191L175 192H173ZM220 191L218 190L215 194H212V195H211V193H214V192L210 191L211 193H209V195H210L209 198L212 197V196L214 197L216 195V198L212 197L211 199H213V200L216 199L217 200V193L220 192ZM224 191L222 190L221 192H224ZM227 191L230 192L231 190H227ZM133 192L131 194H133ZM182 192H183V190H182ZM184 192L186 193V190ZM127 193H124V194H127ZM224 193H223V196H225ZM233 193H234V190H233ZM233 193H232V196H233ZM136 194H134V195H136ZM172 194H171V196H172ZM190 194H191V192H190ZM192 194H193V191H192ZM226 194H227V192H226ZM229 194L227 195L228 197H229ZM245 194L244 193L241 194L243 197H241V195L239 194L240 198H238V199L246 197L247 194L246 195ZM256 194H257V191H256ZM259 194L261 195L262 193H259ZM128 195H127L128 202L129 201L130 202L133 201L134 198H132L133 200L132 199L129 200L131 197L128 196ZM235 195L236 194H234V197H236ZM250 195H249V197H251ZM262 195H263L262 199L264 200V194H262ZM168 196H169V194H168ZM175 196H177V193H176ZM178 196L177 197L180 198L178 201L181 202V199H183L181 197L183 195H181V197H180V195H178ZM194 196L195 195L193 194V197ZM221 196H222V194H221ZM223 196H222V198H223ZM230 196H231V194H230ZM128 197H130V198H128ZM187 197L189 198V197H192V196H190L188 194V196H186L185 198H187ZM234 197H232V199ZM209 198H208V196L206 198L205 195H204V199H205L204 201H206V199H207V201H209L208 200ZM259 198H258V200H259ZM169 199H170V201H169ZM220 199L221 198L219 197V200ZM229 199L231 200V197ZM171 200H173V202L169 203V202H171ZM190 200L192 201V198ZM213 200H212V204H211V202L209 203V206L213 205V204L215 205V203H213ZM234 200H235V198H234ZM234 200L233 201L231 200V203L234 202V204H235L236 200L235 201ZM254 200H252V201H254ZM263 200H262V203H263ZM4 201L6 202V200H4ZM134 201H138V200H134ZM204 201H202V202H204ZM228 201L229 200L227 199L226 202H228ZM243 201H245V200H243ZM8 202H10V201H8ZM236 202L239 203V201H236ZM260 202L261 201H259V203L256 202L257 206L256 205L255 206L250 205V203H249V206L251 208L249 207L247 209L248 210L249 209L252 210V208L255 209V208H257L259 206L258 204H260L262 206L263 204H261ZM6 203L3 202L2 204H6ZM123 203H125V202H123ZM220 203H222V202H220ZM244 203L243 204L240 203V205H241L240 207H242L243 205H245V206L248 205V203L247 204H244ZM145 204H146V206H145ZM216 204H217V201H216ZM223 204L224 203H222L220 205L218 204L215 207L220 209L222 207L221 205H223ZM234 204L232 205V207L233 206H237V204H235V205ZM126 205H128V204H126ZM130 205L133 206L135 204L131 203ZM207 205H206V207H207ZM2 206H3V208H5L4 205H2ZM132 206H130V207H132ZM133 207L135 208V206H133ZM133 207L131 209H133ZM232 207H231L230 210H232L234 208L233 211H235L236 210L235 207H233V208ZM124 208L126 209V206ZM207 208H206V210H207ZM216 208H214V209H216ZM222 208L220 210L216 209L215 213L212 210H210L211 208L208 209V210H210V213L212 212L211 213L212 216L209 213V211L207 212L205 210L204 215H206V222H207V220H210V218L213 217V214H214V217L217 216V217L221 218V216H222L221 214H223V213L220 212V215L218 216L219 213L217 214V212L221 211ZM225 208H230V203H229V207H224V209ZM259 208H260V211L261 210L263 211V213L261 211L260 214H264L263 206L259 207ZM261 208H263V209H261ZM127 209H128V212H131V211H129V209H130L129 206H128ZM176 210H175V212H176ZM195 210H196V212H195ZM199 210L200 211H204V209L202 210V208L199 209ZM242 210L244 211V209H242ZM258 210L259 209L257 208L256 209L257 213H258ZM123 211H124V209H123ZM200 211H199V214H203ZM227 211H228V209H227ZM233 211H232V214L230 213L231 215H233V213H234ZM240 211L241 210L237 211V213H239ZM243 211H241V213ZM245 211H247V210H245ZM222 212H223V210H222ZM228 212H230V211H228ZM251 212L249 213V211H248V216L249 217H250L249 214H251ZM254 212H255V210H254ZM207 213L210 214L209 219H207L208 218L207 217V215H208ZM245 213H247V212H245ZM255 213L252 212L251 218L253 216H255ZM257 213H256V215H257ZM179 214H181V215L185 214L188 217V220H186V218H185V221H187L186 223H185V221L184 222L182 221V218H180V220L183 223H185V224L179 223V219H178ZM199 214L197 213V216L196 217L194 216V218H197L198 216H200ZM227 214L229 215V213H226V215ZM234 214H236V213H234ZM260 214L257 215L258 218H259ZM130 215L128 216L126 214L127 218L129 217V219H127V220L131 221L132 217H130ZM170 215L171 216L172 215L177 216V218L174 217V216H172L174 218H171ZM181 215H180V217H181ZM185 215H183V218H184ZM133 216H134L133 218H136L135 215H133ZM203 216H200V217L202 218ZM224 216H222V217L223 218L227 217V216L226 217H224ZM234 216L237 217V214L234 215ZM234 216L233 217L231 216V217L233 219H235L236 217L234 218ZM245 216L243 218H245ZM257 216H255V218ZM261 216H264V215H261ZM123 217H125V216H123ZM200 217H198V218H200ZM170 218L173 219V220L175 218H176L175 220L178 219L176 221L177 223H175V221L174 222L170 221ZM201 218H200V220H201ZM219 218H218V220H219ZM238 218H241V216L239 215V217H237V219H236V220H239V222H237V223H239L240 225L245 222V225L249 226L250 222L252 223V221H254L255 222L254 225L249 227L250 229L252 227L251 231H255L258 228H259V230L260 229L261 230L264 229V228L263 229L260 228L261 227L260 225H262V227H264L263 226L264 225L263 221L262 222H259V221L256 222L258 218H256V220H255L254 217L252 219L249 218L251 220V221L248 222L249 225H248V223L246 221L241 223L240 222L241 220L238 219ZM197 219H196V221H198ZM215 219H216V221H218L217 218H215ZM263 219H264V217L261 218V220H263ZM10 220H12V219H10ZM62 220H65V219H61V221ZM127 220L125 219L123 221V222L126 221L125 224H120V225L125 226L128 223ZM203 220H205V218ZM228 220H225V222L227 221L226 223L229 225L228 222L229 221L231 222L233 220H231V219L229 221ZM236 220H234V221H236ZM2 221L6 222L5 220H2ZM75 221H78V220H75ZM196 221H195V223H196ZM132 222H134V221H132ZM132 222H130V226H133L132 224H135V223H132ZM137 222L139 224V220ZM170 222L171 223L173 222V223L176 224V225L174 224V230L176 231V229H177L176 233H178L179 235H176L175 233L173 235L171 234V232H175V231H171V230H173V228H172L173 224L171 225ZM220 222L223 223L224 221L221 219L219 221V223ZM63 223H61V225L67 226L66 224H63ZM195 223H193L192 227H194ZM209 223H211V225L213 226L214 219L212 220V222L209 221ZM209 223L207 222L208 226H204V225L201 226V224H204L202 222L198 223V224H200L199 226H201L202 229H206V227L207 228L211 227V225H209ZM237 223L235 222V224H237ZM257 223H260V225L257 226ZM7 224H9V223H7ZM179 224L181 225V228L183 227L182 225H184V229L182 228L183 232H182V229L179 228L180 227ZM191 224H192V222H191ZM207 224H205V225H207ZM217 224L214 225V226H217ZM223 224H220L222 226L221 228L224 227L225 224L224 225ZM231 224H233V223H231ZM231 224L229 226H225V228L229 227L228 228L229 231H232L230 228H232L233 231H234V228L239 226V225L237 226V225H234V224L231 225ZM255 224H256V226H255ZM1 225H3V224H1ZM68 225H69V223H68ZM110 225H111V223H110ZM245 225H242V226H244V228L247 229L246 231L248 232L249 228L247 226L245 227ZM65 226L64 227H59L58 226L57 228L58 229L59 228H65L63 231H66L67 228ZM130 226L128 225L129 228H132ZM199 226L197 228V225H196V228H197L198 231L199 230L201 231L202 229H200ZM232 226H234V227H232ZM242 226H240V230H241ZM2 227L3 226H1V229H2ZM10 227L11 226H9V228ZM21 227H24L23 224H22ZM86 227H87V225H86ZM107 227H108V225H107ZM175 227H177V228H175ZM203 227H205V228H203ZM49 228H50V226H49ZM70 228L68 229L70 231L75 229V228H71V229ZM82 228H83V226H82ZM88 228H89V226H88ZM129 228L122 227V232H123V229L125 230V229H129ZM221 228L219 227L218 229H221ZM79 229H80V227H79ZM191 229L192 230H194V229L190 228V232L193 234L194 231L192 232ZM245 229H243V230L245 231ZM180 230H181V232L183 234L180 233ZM184 230H185V232H184ZM207 230L208 229H206V231ZM23 231H25V230H23ZM204 231H202V232H204ZM229 231H227V232H229ZM260 231H258L259 233L258 232L256 233V231L254 233L258 234L257 236L261 235V238H262L264 236L262 234H264V233L260 234ZM1 232H2V230H1ZM116 232H119V231L116 230ZM209 232L210 231L208 230V232L205 233L206 234L205 236H204V234H202L203 236H202L201 239H203V237L207 238V233H208V235H211L215 231H214V229H212L210 234H209ZM223 232H225V229H224ZM261 232H263V231H261ZM3 233H4V231H3ZM56 233H59V231H57ZM60 233H62V232H60ZM108 233L110 234V232H108ZM219 233H220V231H219ZM238 233L240 235L239 237L241 238L243 236V235H241L242 234V230L240 232H238ZM250 233H251V236H252V234H254L252 232H250ZM250 233L248 232L249 236H250ZM17 234H18V232H17ZM47 234H48V232H47ZM50 234H51V231H50ZM63 234H64V232H63ZM81 234H82V232H81ZM181 234H182V237H181ZM222 234L224 235V233H222ZM226 234L227 233H225L224 236H226ZM232 234H233V238H234V236H235L234 232ZM232 234H230V235H232ZM235 234L237 236L236 232H235ZM245 234H247V233L244 232V236H246ZM256 234H255V236H256ZM0 235H2V233ZM12 235H13V233H12ZM20 235L21 234H19L18 236H20ZM40 235H42V234H40ZM73 235H71V236H73ZM84 235H85V233H84ZM121 235H119L118 237L120 238ZM228 235H229V233H228ZM230 235L228 237H230ZM82 236H80V237L82 238ZM89 236H91V235H89ZM109 236H111V235H109ZM227 236H226V240H224V238H223V240L225 242L226 241L228 242V240H229L227 238ZM249 236L247 235L248 239H249ZM14 237H16V236L14 235ZM42 237H44V236H42ZM96 237H98V235ZM209 237L211 238V236H209ZM215 237H218V235L215 236ZM219 237L221 238L222 236H219ZM58 238L59 237L56 236V240ZM65 238H63V239H65ZM67 238H68V241H69V236ZM205 238H204V240L208 241V243H209V240L212 239V238L211 239L207 238V240H206ZM251 238H253V237H251ZM255 238L257 239V237H255ZM261 238H258V239H260V241H261ZM11 239H13V238H11ZM50 239H48L47 242H49ZM54 239L55 238H53V240ZM109 239H110V237H109ZM199 239H200V237L197 238V240H199ZM235 239H236V237L234 238V240ZM237 239L235 240V243H234L233 239H231V237H230V240L232 241L231 244L235 245L236 243H238ZM242 239L244 241L246 240L245 242L247 243L248 240L246 238L244 239L242 237ZM242 239H240L239 241H241ZM254 239L253 240L251 239L250 241H252V242L254 241L256 243L257 241L254 240ZM30 240H32V239H30ZM35 240H38V238H36ZM81 240L84 241L83 239H81ZM102 240H104V239H102ZM190 240H188L186 242H189ZM221 240L222 239H220V241ZM75 241H77V239H75ZM87 241L89 243V240H87ZM174 241H172V242H174ZM178 241L179 240H176L177 243L175 242V245H174L175 248H173L176 251H178L177 247L180 245V244H178ZM191 241L193 243V240H191ZM216 241L219 242L218 240H216ZM250 241L248 242V244H246L244 242H240V243L241 244L244 243L242 245H245V246L246 245L247 246L250 245L249 247H251V248H253L255 250V248L250 243ZM1 242H4V244H5L7 242V240H6V242H5V240L4 241L2 240ZM15 242H17V240ZM56 242H53V243L56 244ZM72 242H68V243H72ZM84 242H86V241H84ZM118 242H116V243H118ZM197 242H199V241H196V243ZM211 242H210L211 244L209 243L210 245L214 244L215 241L213 242L211 240ZM7 243H10V242H7ZM44 243H43V246L45 248ZM50 243H51V241H50ZM77 243H78V241H77ZM102 243H104V242H102ZM221 243L224 245L223 241ZM240 243H238L235 247H237ZM257 243L260 244L259 242H257ZM2 244H0V245L3 247ZM29 244H31V243H29ZM37 244H36V246H37ZM79 244H81V243H79ZM176 244L178 246H176ZM200 244L203 245L202 243H200ZM219 244L220 243H218V244L216 243L215 245H213V248L209 245L210 249L211 250L212 249L216 250V249H214V246L219 245ZM228 244H230V243L225 244L224 247H222V248L226 249V247H227L226 245H228ZM258 244H256V245H258ZM261 244L263 245L264 243L261 242ZM181 245H182V242H181ZM184 245H186V244H184ZM184 245H182V246H184ZM193 245H195V244L193 243ZM197 245H196V247L199 246V249H196V247L192 246V244L190 246L192 247L191 249H194V251L197 250V252L196 251L195 252L197 253L196 255L199 257L201 254L199 255L198 251L201 253L202 250L203 251H205V250L202 249L203 247L200 250L201 246L200 245L197 246ZM242 245H239L238 248L242 247ZM7 246L10 247L9 244H7ZM82 246H84V245H82ZM82 246H80V247L83 248ZM98 246H99V244H98ZM206 246H207V244H206ZM5 247H6V245H5ZM52 247H54V246L52 245ZM52 247H50V248H52ZM56 247L54 249H56ZM60 247H62V246H60ZM60 247L59 248L57 247L56 251L55 250H53V251L48 250L47 248H49V247L46 248L48 251H51V253L49 252L50 254H52L55 251L53 253V254H55L54 257H52L53 254H52V256H50L49 253H48L49 256L45 257V255H43L44 251L43 252L40 251L38 253L42 254L45 258L48 257V259H47L48 262L45 261L46 263L55 264V261H57V259H56L57 258L56 257L57 253L60 254L61 251L63 253V250H64V249L61 250ZM72 247H73V243H72ZM96 247H97V245H96ZM218 247H220V246H218ZM218 247L216 246L215 248L218 249ZM229 247H227V249L225 251L232 252V250H230V249L233 246H229ZM235 247H233V248L235 249ZM244 247H242V248H244ZM249 247H247V250H249V249L251 250V248H249ZM258 247H260V246L258 245ZM4 248H2V249H4ZM18 248H19V246L17 247V249ZM71 248L70 249L68 248L67 251L64 250V253H63L64 256H65V253L68 252V250H70L69 252H71V250H72ZM238 248L235 249V250H238V251L242 250V248H240V250ZM5 249L3 251H0V256H1L0 264H9V263H5V261H4V260H8V259L2 258V256L6 257V255L10 254V250H9L10 248L8 249V251L6 250L8 252V253L6 252L7 254L3 253L5 251ZM11 249H12L11 250V252H12L11 254H13V251L15 252V254L19 253V250H18V252H16L15 251L16 249L13 250L12 247H11ZM28 249H25V251L28 250ZM58 249H60L61 251L57 252V251H59ZM76 249H77V246H76ZM76 249L75 248L73 249V250H75V254L79 253L78 250H76ZM117 249H115V250H117ZM178 249H180V248L178 247ZM182 249L183 250L185 249V251L187 252L188 250H186V249H189V248L185 247V248H182ZM224 249H223V251H224ZM234 249H233V252H235ZM245 249H243V251H245ZM260 249H261V247H260ZM260 249H258V250H260ZM39 250H42V249L40 248ZM73 250H72V252L74 253ZM86 250L87 251L86 252L84 251V253L88 252L87 253L88 255H90L91 253L93 254V252H94V251L92 252L93 248L91 250V253H90V251H88V247H87ZM96 250H97V248H96ZM220 250L222 251L221 248L219 249V251ZM22 251L24 252V247H23ZM28 251H30V250H28ZM34 251L32 250L31 252H34ZM48 251H45V252L47 253ZM81 251H82V249H81ZM99 251H100V249H99ZM123 251H125V252H123ZM185 251H183V255L187 254V253H185ZM249 251H247V252H249ZM72 252L71 253H67L68 255L67 254L66 255L67 256L71 255L72 256V262H73V254H72ZM103 252L104 251L102 249V253ZM241 252L242 251H240V253ZM247 252H245V253H247ZM250 252H249V254H253L254 253V251H253V253H250ZM261 252H263V251L259 252L262 255ZM2 253L6 254V255H2ZM62 253H61V255H62ZM84 253H82L81 256H84L83 255ZM203 253L204 252H202V255H203ZM210 253H211V251H210ZM210 253H209V255H210ZM213 253H215V252H213ZM232 253H231L230 257H232L233 255L234 256L236 255V254H232ZM21 254L23 255V253H21ZM27 254H28V252H27ZM27 254H26V257H28ZM80 254H77V255L79 256ZM95 254H97V253H95ZM173 254L175 255L176 253H173ZM177 254H181V253H177ZM177 254L175 255V257L178 256ZM192 254H193V252L191 251V255ZM224 254L225 255L227 254L226 256H228V253H223V255ZM13 255L9 256V260H10V257H15V255L14 256ZM22 255H19V257H21ZM113 255H114V253H113ZM204 255H207V254H204ZM209 255H207V257ZM217 255H218V253H217ZM219 255H221V254H219ZM245 255H248V254H244L243 257ZM16 256H17V259H18V254ZM23 256H22V259H21V263H22V260H24V262H26V264H27V260L28 259L27 258H26V260H25V258L23 259ZM91 256L92 255H90L89 258H91ZM93 256H95V255H93ZM93 256H92V258H93ZM184 256H186V255H184ZM193 256L195 257V255H193ZM213 256H215V255H213ZM76 257L77 256L74 255V259ZM84 257H86L85 259L83 258L84 260H86L88 258V256L86 254H85ZM187 257H189V256L187 255ZM235 257H234V259H235ZM243 257L241 259H243ZM246 257L247 256L244 257V260L247 259ZM263 257H262V262L264 263ZM40 258H42V257H40ZM45 258L43 260H41V261H44ZM59 258H61L60 255H59ZM65 258L67 259L66 256H65ZM65 258H63V259L65 261L64 263L66 264L67 262H66ZM69 258L71 260V257H68V260H69ZM116 258H114V259H116ZM178 258H179V260H182V255H181V258L179 256H178ZM53 259H55V260H53ZM81 259L82 258L80 257L79 260H81ZM256 259H257V257H256ZM90 260H92V259H90ZM96 260H95V262H96ZM229 260H230V258H229ZM244 260H243V263H245ZM41 261H40V263L43 264V262H41ZM59 261H60V259H59ZM59 261H58V263L62 264V262H59ZM74 261H76V260H74ZM198 261H199V259H198ZM251 261H252V259H251ZM72 262L70 261L67 264H72ZM82 262H83V260H82ZM82 262H80V264ZM97 262H99V261H97ZM247 262L245 264H249V262L248 263ZM15 263H17V262H15ZM21 263H19V264H21ZM46 263H44V264H46ZM84 263H85V261H84ZM174 263H175V260L174 261L171 260V264H174ZM178 263H179V261H178ZM241 263H242V261L239 264H241ZM259 263H260V261H259ZM75 264H76V262H75ZM77 264H78V261H77ZM90 264H93V262L90 263ZM197 264H199V263H197Z\"/></svg>",
	"mask_w": 264,
	"mask_h": 264
}]
</instances>
